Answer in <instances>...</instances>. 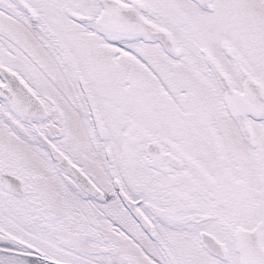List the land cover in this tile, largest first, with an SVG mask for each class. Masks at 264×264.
Instances as JSON below:
<instances>
[{
  "label": "snow or ice",
  "instance_id": "6c2138e0",
  "mask_svg": "<svg viewBox=\"0 0 264 264\" xmlns=\"http://www.w3.org/2000/svg\"><path fill=\"white\" fill-rule=\"evenodd\" d=\"M0 264H264V0H0Z\"/></svg>",
  "mask_w": 264,
  "mask_h": 264
}]
</instances>
